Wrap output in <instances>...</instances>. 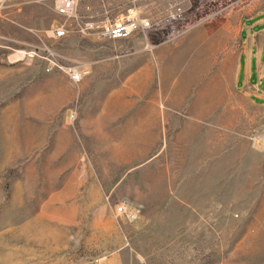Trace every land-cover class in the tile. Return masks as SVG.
Instances as JSON below:
<instances>
[{"label": "rangeland", "instance_id": "rangeland-1", "mask_svg": "<svg viewBox=\"0 0 264 264\" xmlns=\"http://www.w3.org/2000/svg\"><path fill=\"white\" fill-rule=\"evenodd\" d=\"M132 1L77 11L115 22ZM138 5L152 27L117 40L54 39V0L0 14V264H264V110L235 86L264 0Z\"/></svg>", "mask_w": 264, "mask_h": 264}, {"label": "built area", "instance_id": "built-area-1", "mask_svg": "<svg viewBox=\"0 0 264 264\" xmlns=\"http://www.w3.org/2000/svg\"><path fill=\"white\" fill-rule=\"evenodd\" d=\"M11 0H0V14L6 9ZM142 0H133V6L129 8L124 19L115 22L109 20L98 21L92 16H84L78 13L77 8L80 0H54V9L57 14L65 18L64 22H58L49 30L54 39H62L77 34L82 37H94L99 40L105 39H128L139 32H146L152 27L148 17L142 15L138 3ZM20 52V51H19ZM18 52V53H19ZM16 55V54H15ZM39 56L38 49L25 52L23 56ZM16 57V58H20ZM55 65V64H54ZM67 74L74 83H79L83 75L73 67L67 69ZM117 218L133 222L141 215V206L129 200H123L114 207Z\"/></svg>", "mask_w": 264, "mask_h": 264}, {"label": "crops", "instance_id": "crops-1", "mask_svg": "<svg viewBox=\"0 0 264 264\" xmlns=\"http://www.w3.org/2000/svg\"><path fill=\"white\" fill-rule=\"evenodd\" d=\"M235 86L252 105L264 110V13L242 23ZM129 254L122 249L110 264H125L123 259Z\"/></svg>", "mask_w": 264, "mask_h": 264}, {"label": "bare ground", "instance_id": "bare-ground-1", "mask_svg": "<svg viewBox=\"0 0 264 264\" xmlns=\"http://www.w3.org/2000/svg\"><path fill=\"white\" fill-rule=\"evenodd\" d=\"M176 49H177V48H176ZM163 50H164V49H163ZM179 52H180V50H179ZM20 54H21L20 56H23V55L25 54V52L22 51V52H20ZM177 54H178V53H177ZM171 55H172V53H171ZM179 55H180V54H179ZM181 55H182V54H181ZM181 55H180V56H181ZM17 56H19V55H17ZM173 57H174V56H173ZM175 57H176V56H175ZM178 58H179V57H178ZM175 61H176V60H175ZM177 61H178V59H177ZM171 62H172V61H171ZM179 62H181V61L179 60ZM171 65H172V63H171ZM174 65H175V63H174ZM172 67H173V66H172ZM172 67H171V68H172ZM170 70H171V69H170ZM173 71H174V70H173ZM173 71H172V72H173Z\"/></svg>", "mask_w": 264, "mask_h": 264}]
</instances>
